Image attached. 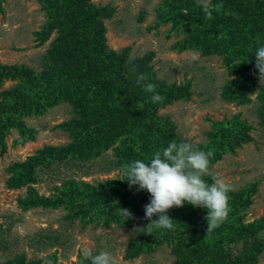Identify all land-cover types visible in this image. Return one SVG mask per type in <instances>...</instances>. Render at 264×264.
Returning <instances> with one entry per match:
<instances>
[{"label": "trees", "instance_id": "obj_1", "mask_svg": "<svg viewBox=\"0 0 264 264\" xmlns=\"http://www.w3.org/2000/svg\"><path fill=\"white\" fill-rule=\"evenodd\" d=\"M40 1L48 19L35 33L37 46H44L55 33L57 37L42 57L41 70L25 65L0 64V88L6 82L15 83L9 90L0 92V151L2 154L7 151L6 139L13 130L19 135L15 145H25L35 139L36 131L29 129L24 121L27 117H41L61 103L72 106L74 117L60 126L69 134V144L45 146L25 161L15 162L8 168V188L13 191L27 189L26 196L18 199L21 211L63 208L69 212L67 218L79 219L85 224L97 222L110 226L116 222L143 228L150 223L144 212L150 194L139 190L138 186L130 187L126 179L97 185L66 180L54 189L52 195L42 196L36 189L39 172L68 162H93L117 143L120 145L115 154L122 166L135 159L149 160L172 140L192 143L204 151L214 150L211 165L224 154H235L237 148L252 142L248 132L253 127L246 120H240V115H235L230 122L210 121L211 131L207 134L210 142L207 144L195 145L182 139L171 118L163 117L160 111L178 102L191 101V83L168 85L157 80L149 66L154 55L151 52L131 61L132 48L126 47L120 52L110 50L104 20L111 18L113 12L107 7L90 4L91 0ZM3 2L0 0V10ZM212 2L223 3L224 9L220 13L214 12L210 20L205 18L201 7L168 3L162 7V23L172 24L174 33L178 30L192 37L177 43L173 50L182 53L189 49L205 56H222L230 76H235L223 88L222 99L231 104L249 105L251 97L257 93L258 115L264 123V91L256 88L259 73L254 57L256 41L264 45V0ZM227 12L236 15H225ZM138 73L148 75V82L155 84L156 92L165 97L163 103L151 102L150 94L136 84ZM140 104L142 108L138 107ZM128 144L137 153L126 149ZM204 179L211 183L210 177ZM255 192L256 187L252 185L240 193L237 203L229 205L227 220L210 234H207L205 209L187 203L180 208L173 207L167 215L174 220V228L154 230L152 235L137 231L126 258L133 260L166 245L175 250L177 264H241L231 252L225 251V245L257 234L254 231L248 233L242 217ZM119 208L130 210L134 218L126 220ZM258 248L252 258L264 250V244ZM187 256L190 257L188 262ZM14 262L26 264L23 257H17Z\"/></svg>", "mask_w": 264, "mask_h": 264}, {"label": "rangeland", "instance_id": "obj_2", "mask_svg": "<svg viewBox=\"0 0 264 264\" xmlns=\"http://www.w3.org/2000/svg\"><path fill=\"white\" fill-rule=\"evenodd\" d=\"M166 3L200 7L197 0L90 1V4L107 7L113 12L111 18L104 20L110 50L120 52L126 47L132 48L131 61L151 52L154 55L149 66L157 80L168 85L191 83V101L178 102L160 111L163 117L171 118L182 139L195 145L207 144L210 142L207 137L211 131L210 121L230 122L235 115H240V120H246L253 127L248 132L252 142L237 148L235 154H224L211 165L210 171L233 186V191L229 193V205L237 203L240 193L246 188L256 187L255 195L250 199L251 205L242 217L248 233L254 231L257 234L225 245V251L231 252L241 264H264V250L258 252L256 258L251 256L264 244V123L258 115L260 103L257 93L251 97L249 105L224 101L221 96L223 88L235 76H230L222 56H205L200 51L189 49L182 53L173 50L177 43L192 37L178 30L174 33L172 24L162 23V7ZM47 19L40 0H4L0 10V64L25 65L41 70L42 57L57 37L55 33L44 46H37L35 33L42 29ZM14 85L6 82L0 92ZM256 88L264 91V84L259 78ZM73 117L74 111L69 103H61L41 117H27L24 121L29 129L36 131L35 139L25 145H15L19 135L13 130L6 139L7 151L4 154L0 151V264L14 262L17 257H23L26 264H90L84 255L86 250L93 255L108 250L115 256L117 264H177L175 250L166 245L133 260L126 258L130 243L137 236L135 229L142 228L141 225L123 226L116 222L110 226L97 222L85 224L79 219L67 218L69 212L63 208L29 212L19 209L18 199L26 196L27 189L13 191L8 188V168L15 162L25 161L45 146L69 144L71 138L60 126ZM119 145L117 143L90 163L68 162L41 170L36 189L40 195L50 196L66 180L75 179L93 185L124 181L126 178L119 172L121 166L115 154ZM125 148L137 153L129 144ZM189 260L187 256L186 262Z\"/></svg>", "mask_w": 264, "mask_h": 264}, {"label": "clouds", "instance_id": "obj_3", "mask_svg": "<svg viewBox=\"0 0 264 264\" xmlns=\"http://www.w3.org/2000/svg\"><path fill=\"white\" fill-rule=\"evenodd\" d=\"M206 19H212L213 13H220L224 9L221 2L212 3V0H197ZM225 15L235 13L227 12ZM254 52L255 68L259 73V81L264 84V45L256 41ZM252 51V47H249ZM146 73H138L136 84L145 93L150 94L153 104L163 103L165 97L156 92V85L148 82ZM138 107L142 108L140 104ZM214 150H200L189 142L172 140L167 147L156 151L149 160L135 159L122 164L120 174L126 177L129 186H138L139 190L150 194V202L144 206L145 219L150 221L145 227L135 231L152 235L154 230H171L173 221L168 215V210L173 207H183L185 203L193 207L203 208L207 211V234L219 228L228 218L230 213L229 193L233 186L222 176L210 171L211 158ZM208 176L211 183L204 177ZM126 220L134 216L128 209H120ZM156 216L158 219L153 220ZM85 257L90 264H117L115 256L108 250H102L93 255L86 250Z\"/></svg>", "mask_w": 264, "mask_h": 264}]
</instances>
